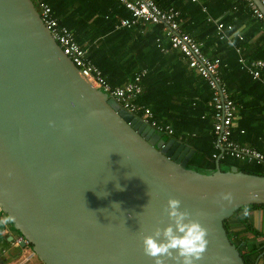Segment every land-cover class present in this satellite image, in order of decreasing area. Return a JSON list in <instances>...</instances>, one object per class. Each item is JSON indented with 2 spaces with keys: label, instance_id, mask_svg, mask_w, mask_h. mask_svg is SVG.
Here are the masks:
<instances>
[{
  "label": "water",
  "instance_id": "1",
  "mask_svg": "<svg viewBox=\"0 0 264 264\" xmlns=\"http://www.w3.org/2000/svg\"><path fill=\"white\" fill-rule=\"evenodd\" d=\"M194 151L89 84L33 0H0V212L43 264H152L141 236L169 196L209 230L197 264H246L225 222L264 204V175L190 168Z\"/></svg>",
  "mask_w": 264,
  "mask_h": 264
},
{
  "label": "trees",
  "instance_id": "2",
  "mask_svg": "<svg viewBox=\"0 0 264 264\" xmlns=\"http://www.w3.org/2000/svg\"><path fill=\"white\" fill-rule=\"evenodd\" d=\"M44 1H47L51 5L53 15L59 20L60 24L67 26L73 32L74 38L78 43L90 48V56L94 63L102 70V73L112 85H121L127 82V80H131L134 73L141 69L140 67H146L147 74L142 77L141 83L142 85L146 83L150 88L154 86L155 90L151 92L152 95H161L164 99V103L159 107L157 104L152 105L148 102L147 98L151 99L152 97H150L149 94L147 95V93L143 94L144 87L142 96L144 95L145 100H142V102L140 101V103L149 105L158 118L165 119L172 123L175 130L174 136L178 138L181 137L184 143L195 150L188 162V167L199 171L212 170L216 167V159L212 157V152L214 151L212 144L214 138L212 108L209 106L208 102L202 103L201 101L200 103L196 102V104L192 103L195 98L198 97L199 99L197 94L191 99L192 101L186 102L187 108L185 109L184 115H174L173 112L165 110V106L170 109V105H180V100H172L169 97V92L174 93V89L177 87L179 80L174 78L176 83L174 85H167V80L164 79L165 75L162 74L161 78H159L160 76L153 73L151 66L162 62L161 58L170 59L178 56L177 53L164 55L159 47L155 46L157 51H151L149 49L147 55H145L144 52L140 53L138 44L134 43L131 45V48L134 50V54H132L133 59L131 61L125 60V56L121 54V50L127 39L135 38V29L138 28L136 26L114 27V23L118 18L117 15L127 16L124 14L128 13L117 0ZM155 1L162 7H168L169 4L171 5L170 1ZM34 2L36 3L37 0H34ZM112 11H115V13H112ZM211 28H207V33L209 31L212 32ZM153 33V29H150V33L148 34L152 35ZM155 35L153 34V38ZM94 42L96 44H94ZM217 42H219L217 43V48H215L212 54L219 55L221 58L220 70L223 72V78L229 88L230 96L235 101L239 95L235 94L237 88L240 87L242 95L245 94L250 84H258L260 80L264 79V72H262L258 78L248 76L246 72L239 67L236 61L238 53L235 48L225 40ZM203 48H205L204 51L206 54L210 55L208 53L209 51H207L208 47L204 46ZM137 49H139V51ZM218 50L223 51L218 52ZM140 62L143 64H140ZM192 75L189 91L192 92L195 89L196 85L194 83L200 86V89L206 87L208 90L207 98L210 100V89L207 82L203 78L198 77L194 72H192ZM153 78H155V80ZM193 93L194 92H192V94ZM136 98L134 100L139 102ZM241 129H243V132H241ZM247 136H249V134L247 131L246 119L242 120L240 123L238 122L235 128L232 125V139H235L241 144L251 146V144L245 141ZM220 165L222 170H241L248 173L264 175V164L256 160L250 162L245 160L242 162L234 157L227 156L225 159L220 160ZM257 207L264 208V204L242 206L236 211L234 216L238 218L241 225L246 228V232L244 233L246 236L232 232L231 234L233 236L231 237V241L238 247L246 264H260L259 261L264 264V253L261 254L257 262L255 257V255H258L264 250V239L256 243V239L258 237H264V233L257 230L251 224L247 214L249 209ZM7 219L9 220L8 217ZM229 220L230 219L225 222L226 228L231 226Z\"/></svg>",
  "mask_w": 264,
  "mask_h": 264
},
{
  "label": "crops",
  "instance_id": "3",
  "mask_svg": "<svg viewBox=\"0 0 264 264\" xmlns=\"http://www.w3.org/2000/svg\"><path fill=\"white\" fill-rule=\"evenodd\" d=\"M161 1L171 2V5L169 4L168 7H174V9L177 10V21L179 22L181 28L201 45L203 51L205 49L203 48L204 46L208 47V50H206L209 51L208 53L210 56H214L212 52H214L215 48H217V43H219L217 41H224L220 40L216 33V23L223 22L230 23L232 25V29L227 32L228 39L225 41L229 42L234 48L235 44L238 46H246V50L241 52V54L248 59H264V24L251 11L246 0ZM258 5L262 8L260 4ZM125 11L128 12L126 9ZM112 13H115V11H112ZM124 15L128 16L129 12ZM117 16L119 17L121 15ZM136 27L138 29H135V38L127 39L123 49L121 50V54L125 56V60L127 61H131L133 59L132 54H134V50L131 48V45L134 43L138 44L140 53L144 52V54L147 55V51L149 49L151 51H157L156 47H159L160 51H162V48L169 42L165 25L162 23L145 24L142 26V29L141 26ZM208 27L214 28H211L212 32L209 31L207 33ZM150 29H153L154 35L156 34L154 38L153 34H148L150 33ZM239 37H242V39ZM152 38L153 41L151 42ZM137 50L139 51V49ZM219 51L223 50H218V52ZM175 53H177L178 56L170 59L161 58L162 62L151 66L153 73L160 76L159 78H161L162 74L165 75L164 79L167 80V85H174L176 83L174 78L179 80L177 87L174 89V93L169 92V97L172 100H180V105L171 106L169 104L170 109L165 106V110L173 112L174 115H184L185 109L187 108L186 102L192 101L191 99L197 94L199 99L198 97L195 98L192 103L196 104V102L200 103L202 101V103L208 102L210 106V100L207 98L208 90L206 87L204 89H200V86H197V84L194 83L196 85L195 89L192 91L194 93L192 94V92L189 91L190 81L192 80L191 76H193L192 72L196 73V71L188 66L187 60L181 53ZM140 64L143 63L140 62ZM196 75L200 77L197 73ZM153 79L155 80V78ZM143 87V94L147 93V95L149 94V96L153 98H147V101L152 105L157 104L159 107L162 106V103H164L162 96L152 95L151 93L154 92L155 87L152 86L150 88L146 85V83ZM235 94L239 95L234 101L235 110L232 122L233 127L235 128L238 122L240 123L242 120L246 119L249 136L245 138V141L251 144L252 147L264 150V79L260 80L258 84H250L245 94L242 95L240 87L237 88ZM136 99L139 101L138 103H140V101L142 102V100H145V97L141 94ZM241 132H243V129H241ZM247 214L251 224L257 230L264 233V208L257 207L249 209ZM3 216L7 218L4 213L0 212V264H43V262L33 252L31 244L28 241L19 242L17 245H11L10 242L20 234L11 228V222L8 219L4 220ZM229 221L231 222V226H234L233 228L235 233L246 236L244 235L246 228L241 225L238 218L232 217ZM263 239L264 237H258L256 239V243H259ZM2 247H6L7 251L3 252ZM260 254L255 255L257 259L256 262L260 259ZM259 263L262 264L261 261H259Z\"/></svg>",
  "mask_w": 264,
  "mask_h": 264
},
{
  "label": "built area",
  "instance_id": "4",
  "mask_svg": "<svg viewBox=\"0 0 264 264\" xmlns=\"http://www.w3.org/2000/svg\"><path fill=\"white\" fill-rule=\"evenodd\" d=\"M34 1V0H33ZM128 10V16H119L114 23L115 28L142 26L145 24H164L168 36V44L162 48L165 55L179 52L187 60L188 66L203 78L210 89V107L212 108L213 133L212 141L214 151L212 157L216 160L225 159L227 156L240 161L248 162L256 160L264 164V150L244 145L231 138L235 102L230 96L229 88L220 70L221 58L218 55L206 54L201 45L192 36L186 33L177 21V10L174 7L162 8L155 0H118ZM264 5V0H260ZM251 11L264 24V11L259 7L256 0H246ZM35 3V2H34ZM36 8L48 30L59 43L72 62L79 68L86 81L94 88L105 92L114 98L129 112L140 118L143 122L154 127L159 133L174 135L175 130L168 121L156 116L154 110L145 104L134 101V98L142 92V77L147 74L146 68H141L134 73L131 80L123 85H112L102 73V70L94 63L90 56V48L82 46L74 38L73 32L53 15L51 5L44 0H37ZM232 29L230 23H216V33L220 40H227V32ZM242 39V37H239ZM94 44H96L94 42ZM238 53L236 61L239 67L252 78H258L264 71V59H248L241 54L246 46L235 44ZM180 138V137H179ZM233 232V227H229ZM26 241L25 237L18 235L10 243L17 245ZM6 252L7 248L2 247Z\"/></svg>",
  "mask_w": 264,
  "mask_h": 264
},
{
  "label": "clouds",
  "instance_id": "5",
  "mask_svg": "<svg viewBox=\"0 0 264 264\" xmlns=\"http://www.w3.org/2000/svg\"><path fill=\"white\" fill-rule=\"evenodd\" d=\"M141 94L142 92L136 97ZM49 123L52 124L51 121ZM169 136L178 139L174 135ZM218 195L220 200L229 202L232 200L231 192H221ZM180 205L181 201L178 198L169 196L163 211L171 223L166 224L163 228L156 226L150 234L141 236L142 250L146 256L152 259V264H168L169 260L174 264H197L204 258L209 243L207 239L209 230L199 219L202 214L200 212L192 213L186 208L181 209Z\"/></svg>",
  "mask_w": 264,
  "mask_h": 264
},
{
  "label": "rangeland",
  "instance_id": "6",
  "mask_svg": "<svg viewBox=\"0 0 264 264\" xmlns=\"http://www.w3.org/2000/svg\"><path fill=\"white\" fill-rule=\"evenodd\" d=\"M178 140L182 141V140H181V137L178 138ZM182 142H183V141H182ZM216 161H217V160H216ZM219 162H220V161H219ZM222 167H223V165H222ZM3 218H4V220L7 219V218H5L4 216H3ZM230 223H231V222H230ZM230 227H234V226H230ZM227 229L229 230V228H227ZM233 230H234V228H233ZM233 232H235V230H234ZM229 233H232V232L229 231ZM263 253H264V250L261 252V254H263ZM259 254H260V253H259ZM261 254H260V255H261ZM256 260H257V259H256Z\"/></svg>",
  "mask_w": 264,
  "mask_h": 264
},
{
  "label": "bare ground",
  "instance_id": "7",
  "mask_svg": "<svg viewBox=\"0 0 264 264\" xmlns=\"http://www.w3.org/2000/svg\"><path fill=\"white\" fill-rule=\"evenodd\" d=\"M43 20V19H42ZM44 22V21H43ZM44 24H45V22H44ZM46 25V24H45ZM47 27V26H46ZM152 127V126H151ZM154 128V127H153ZM155 129V128H154ZM228 230V229H227ZM229 232V231H228Z\"/></svg>",
  "mask_w": 264,
  "mask_h": 264
}]
</instances>
